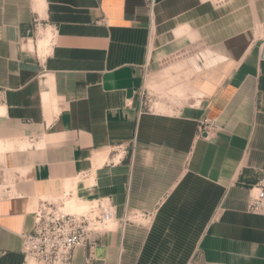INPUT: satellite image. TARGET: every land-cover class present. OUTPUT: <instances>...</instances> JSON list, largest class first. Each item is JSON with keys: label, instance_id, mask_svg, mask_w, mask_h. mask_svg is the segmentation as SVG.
Masks as SVG:
<instances>
[{"label": "crops", "instance_id": "crops-1", "mask_svg": "<svg viewBox=\"0 0 264 264\" xmlns=\"http://www.w3.org/2000/svg\"><path fill=\"white\" fill-rule=\"evenodd\" d=\"M34 1L0 0V139L32 142L0 163V264H31L21 234L75 178L115 218L73 264H264V213L248 207L264 176V34L249 39L264 0ZM34 20L53 32L43 57ZM172 56L160 72L185 102L145 110V74Z\"/></svg>", "mask_w": 264, "mask_h": 264}, {"label": "built area", "instance_id": "built-area-1", "mask_svg": "<svg viewBox=\"0 0 264 264\" xmlns=\"http://www.w3.org/2000/svg\"><path fill=\"white\" fill-rule=\"evenodd\" d=\"M212 126L210 120L204 119L199 124V133ZM248 207L252 212L264 213V176L258 181ZM145 216L124 210L121 221L143 223ZM114 218L115 209L109 203H97L86 213L72 214L60 210L55 202L41 200L34 211L32 231L21 234V253L31 264H73L74 250L85 247L89 236L104 229L106 222Z\"/></svg>", "mask_w": 264, "mask_h": 264}, {"label": "rangeland", "instance_id": "rangeland-1", "mask_svg": "<svg viewBox=\"0 0 264 264\" xmlns=\"http://www.w3.org/2000/svg\"><path fill=\"white\" fill-rule=\"evenodd\" d=\"M40 26L42 25L39 24V21L34 22V28H36L37 31ZM250 33L253 34V36L249 37V39L254 38V36L256 37L258 35H263L264 24L257 25V27H254L253 30L250 31ZM175 61H176V56H172L169 60H163L159 62V64H157L155 68L148 70L147 73L145 74V85H143V87L140 90L141 102L145 110H148L149 108H161V106L165 108V106H172V105L173 106L176 105L177 107H179L182 106L183 103L185 102L182 101L181 99L175 100V97L186 98V94L182 95L179 92L182 88V84L180 83V85H178L177 87L174 86L176 81L179 80L178 79L179 77L172 79L173 81L169 82L167 81L165 75L163 74V71L160 72L162 68L168 67L170 63ZM174 71H176V69ZM182 71L183 70H180L177 73L181 74ZM65 197L66 196L62 194L59 198L57 199L52 198L49 201L55 202L58 206H60L63 203ZM105 203L108 202L106 201ZM107 229H111V227H107ZM102 230H106V229H102ZM102 230L95 231L92 234L100 232ZM90 236H89V240L91 238Z\"/></svg>", "mask_w": 264, "mask_h": 264}, {"label": "bare ground", "instance_id": "bare-ground-1", "mask_svg": "<svg viewBox=\"0 0 264 264\" xmlns=\"http://www.w3.org/2000/svg\"><path fill=\"white\" fill-rule=\"evenodd\" d=\"M36 9L38 12H41L43 9L45 3L44 0H35ZM53 32L49 26L47 27H39L38 28V37L36 44L34 46L30 45V48L35 49L40 57H43L45 53L48 51L49 45L51 44V38H52ZM32 41V40H30ZM182 95V92L180 93ZM53 101V105H54ZM55 108V107H54ZM4 106L0 105V114H2L4 111ZM32 146V142L29 140H21L18 142V145L15 144L14 140H4L0 139V163H4L6 154L14 152L15 150H23L26 148H29ZM86 185V182L84 183ZM78 178L67 180L65 184V199L63 200V203L59 206L60 210H62L65 213H72V214H81L86 213L90 210V208L93 206H96V204L89 205L87 202L83 201L79 197L78 189ZM0 186L3 187V184H0ZM41 200L49 201L51 200L50 197L42 195L40 197ZM90 206V207H89ZM114 219H110L106 222L104 229L107 230V227H112V222Z\"/></svg>", "mask_w": 264, "mask_h": 264}]
</instances>
